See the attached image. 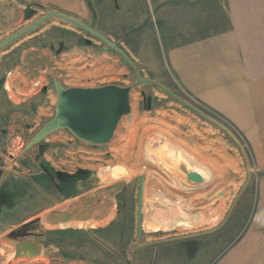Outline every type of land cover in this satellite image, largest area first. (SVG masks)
Instances as JSON below:
<instances>
[{"label":"rangeland","instance_id":"rangeland-1","mask_svg":"<svg viewBox=\"0 0 264 264\" xmlns=\"http://www.w3.org/2000/svg\"><path fill=\"white\" fill-rule=\"evenodd\" d=\"M82 1L87 12L75 7L71 17L108 35L130 56L141 76L167 78L165 87L183 102L155 86L137 84L133 69L116 51L102 49L105 44L96 37L60 22L73 33L66 29L52 31L49 36L57 41L54 51L62 54L77 47L96 57L104 53L114 58L116 61L108 60V74L86 84L131 86L130 113L120 118L107 144L91 145L68 129L59 128L23 152L24 144L53 116L55 89L52 105L41 115L30 107L0 111V264H218L238 247L248 250L246 257L241 256L247 264H264V110H256L255 118H250L253 123L237 125L184 90L164 60L168 47L225 30L229 26L230 5H260L264 0ZM39 9L33 4L23 7V0H6L0 6L1 29H16ZM63 77L62 71H55L53 80L65 87L75 86L68 79L64 85ZM146 96H151L150 110H146ZM152 108L185 119L188 129L178 131L183 137H191L196 148H205L210 138H217L220 152H216L233 162L219 166L229 174L218 177V183L224 181L231 186L223 184L212 194L221 209L212 232L181 231L201 221L200 216L191 215L179 199H168L161 205L164 202L153 195L147 197L145 189L142 226L147 224V215L155 219L166 217L171 224L167 230L158 231L143 227L141 238L136 237L137 183L141 175L145 182L149 174L156 176L153 171L157 172L147 168L151 158L145 155V145L148 140L161 143L159 137L146 133L150 115L145 111ZM200 128L207 129V135L201 136ZM111 146L114 147L109 149ZM150 148L154 154L152 144ZM166 154L165 149L163 155ZM191 157L199 169L200 158ZM134 160L142 166L133 176L111 179L101 175L106 168L127 170L119 163L129 165ZM157 163L167 164L161 158ZM198 173L202 176L201 171ZM74 201L91 207L92 213L99 216L111 209L114 215L108 223L83 229L48 226L47 218L61 213ZM152 201L160 203L154 205ZM140 243L154 244L133 248Z\"/></svg>","mask_w":264,"mask_h":264},{"label":"crops","instance_id":"crops-1","mask_svg":"<svg viewBox=\"0 0 264 264\" xmlns=\"http://www.w3.org/2000/svg\"><path fill=\"white\" fill-rule=\"evenodd\" d=\"M5 1L0 0L1 7ZM31 4L40 8L37 13L14 30H3L0 25V41L49 10H56L68 16H74L71 14L75 7L87 12L85 2L82 0H23V7ZM229 14V26L225 30L168 47L164 51V60L179 85L196 99L227 116L237 125L250 124L253 123V119L250 118H255L256 110H264V4L242 6L232 4ZM78 20L82 19L78 18ZM60 22H62L60 19L52 17L0 49V78L5 79L0 88V111L30 107L36 110V115L43 114L46 107L52 105L54 99L52 97L55 96L53 91L55 71L64 73L62 82L64 85L68 79V82H75L73 85L82 87H88L86 83L109 73L108 60H116L109 58L107 54L102 53L96 57L87 49L77 47L67 49L62 54L54 51V44L57 41L54 42L50 38L49 34L52 31L59 32V29H66L68 32L71 31L69 33H73V30H68L70 28ZM101 34L108 38L105 33ZM155 80L168 87L167 78ZM145 112L150 115L146 133L161 140L160 144L151 143L155 155L148 151L146 153L143 149L145 155L151 158L148 159L147 168L157 170V172L153 171L156 176L149 174L148 180L144 182L146 196L151 198L153 195L156 198L158 194L166 200L164 203L152 201L154 205L156 203L163 205L168 199H179V202H183L189 208L191 215L200 216L201 221L198 220L196 224L181 231L212 232L221 215L218 200L212 194L223 184L226 187L231 186L224 181L218 183V177L222 178L229 174L227 170H220L219 166L221 163L224 166L232 165L231 158L223 153H217L220 152L219 145L215 143L217 138H210L206 143L208 145L204 146L210 149L193 146L190 142L191 137H183L178 131L183 127L188 129L185 126L186 120L180 115L155 108ZM200 129L203 132L201 136L207 135V129ZM167 147L182 153L189 161L191 156L199 157L202 164L198 170L202 172L203 182L194 184L185 180L182 172L180 174V170L175 169V164L178 162L174 160L175 157L169 158L167 154L163 155ZM223 156L227 157L223 158ZM159 158L167 164H158ZM180 160L179 162L187 169L191 167L187 161ZM191 163L193 164L192 161ZM119 164L129 168L128 173L132 176L142 166L136 160L129 165L123 162ZM116 165L118 164L114 166ZM193 165L195 166V163ZM193 165V169L190 170L196 171ZM225 180L227 182L226 178ZM80 204L81 202L75 203V201L68 203L64 210L60 211L61 213L56 215L54 213L55 216L46 219L48 225L60 230L67 227L83 229L108 223L114 215L111 209L99 216L97 212L92 213L91 207L84 205L83 207ZM148 205L149 203L146 202V206ZM81 222L84 226L78 227L77 223ZM59 223L64 226L61 228ZM174 227L178 226L172 228ZM244 249V247L236 248L218 264H247L243 257L247 256L248 250ZM239 252L243 255H239Z\"/></svg>","mask_w":264,"mask_h":264},{"label":"water","instance_id":"water-1","mask_svg":"<svg viewBox=\"0 0 264 264\" xmlns=\"http://www.w3.org/2000/svg\"><path fill=\"white\" fill-rule=\"evenodd\" d=\"M56 17L63 22L71 24L84 30L86 33L96 37L105 44L104 49L111 48L116 51L133 69L137 84H149L159 88L165 94L182 101L177 95L163 86L161 83L141 76L139 70L130 56L117 44L96 31L90 24L79 21L56 10H49L30 24L16 30L0 41V49L10 42L18 39L24 34L35 29L46 20ZM89 44V41H86ZM4 78H0V88L4 83ZM56 93V103L53 116L45 122L32 137L24 144L22 151L29 150L34 145L40 143L49 133L59 129H68L77 139L91 145L107 144L114 136V130L123 115L130 113V91L131 86H121L117 84H103L99 86H63L58 80H53ZM183 102V101H182ZM146 110H150L151 96L145 97ZM3 130L0 131L2 133ZM178 169L183 173L184 179L194 184L203 182L202 176L183 164L178 165ZM143 185L144 176L141 175L138 184L137 197V239L143 234L142 228V206H143ZM154 243H140L134 245V249L149 246Z\"/></svg>","mask_w":264,"mask_h":264},{"label":"bare ground","instance_id":"bare-ground-1","mask_svg":"<svg viewBox=\"0 0 264 264\" xmlns=\"http://www.w3.org/2000/svg\"><path fill=\"white\" fill-rule=\"evenodd\" d=\"M122 118V117H121ZM120 124V123H119ZM220 125H222V124H220ZM117 126H118V124H117ZM117 126H116V128H115V130H114V132H116V130H117ZM151 140H148V142L146 143V145H145V148H146V150L148 151V152H150V153H152V150H151V148H150V146H151ZM150 145V146H149ZM164 145V144H163ZM166 145V144H165ZM167 149V151H168V157L169 158H174V160H176V161H178L176 164H175V167L178 169V165L179 164H183V163H181V162H179V160L181 159V160H186V158L184 157V155L182 154V153H180V152H178V151H174L173 149H171V148H169V147H167L166 148ZM184 158V159H183ZM191 159V161L193 162V164L195 163V166L191 163V161H189L188 159H187V162L189 163V165H191V167L190 166H188V167H190V168H192V165L194 166V168H195V170H196V172H198V168H197V164H198V162H195V160H194V158H190ZM180 160V161H181ZM184 165V164H183ZM185 166V165H184ZM186 167V166H185ZM187 168V167H186ZM193 169V168H192ZM181 172V171H180ZM183 174V173H182ZM103 177L105 176H107V178H111V179H119V178H122V177H125V176H130V173H128V169L126 170V169H123L122 167L121 168H119V169H110V168H106V169H104V171H102V174H101ZM157 196V200H159V201H162V202H164V198H162V197H160V196H158V194L156 195ZM144 188H143V199H144ZM146 198V197H145ZM155 199V198H154ZM170 200V199H169ZM149 202V201H148ZM143 203H144V200H143ZM143 213H145V211H143V206H142V221H143ZM146 214V213H145ZM161 216H163V215H161ZM91 220V219H90ZM145 220H146V222H147V224H144L143 226H142V228L144 227V229H148V230H150V231H158V230H167L169 227H170V220H167L166 219V217H158L157 219H155L153 216H148L147 215V218H145ZM90 224H91V222H89ZM93 223V222H92ZM48 224V223H47ZM51 224V223H50ZM53 224V223H52ZM60 224V223H59ZM59 224H57V225H59ZM88 224V223H87ZM96 224V223H95ZM48 226H50V225H48ZM61 228L64 226L63 224H60L59 225ZM77 226L78 227H81V226H84L83 225V223L81 222V223H77ZM53 227H55V226H53Z\"/></svg>","mask_w":264,"mask_h":264},{"label":"built area","instance_id":"built-area-1","mask_svg":"<svg viewBox=\"0 0 264 264\" xmlns=\"http://www.w3.org/2000/svg\"><path fill=\"white\" fill-rule=\"evenodd\" d=\"M208 119H211L210 117L207 116Z\"/></svg>","mask_w":264,"mask_h":264}]
</instances>
